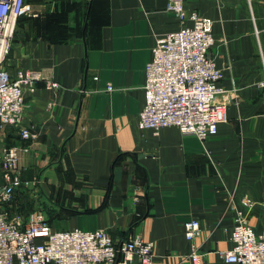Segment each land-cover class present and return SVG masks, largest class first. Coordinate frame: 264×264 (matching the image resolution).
I'll use <instances>...</instances> for the list:
<instances>
[{
	"label": "crops",
	"instance_id": "0c3cea01",
	"mask_svg": "<svg viewBox=\"0 0 264 264\" xmlns=\"http://www.w3.org/2000/svg\"><path fill=\"white\" fill-rule=\"evenodd\" d=\"M27 1L36 15L18 19L4 67L37 75L23 113L37 137L0 129L22 148V175L39 180L23 205L55 229H103L116 243L138 236L154 264H194L185 223L199 220L202 263L228 264L245 198L250 223L264 229V0H185L213 20L210 54L223 72L228 120L206 140L138 125L155 38L181 26L168 0Z\"/></svg>",
	"mask_w": 264,
	"mask_h": 264
},
{
	"label": "built area",
	"instance_id": "2783aa9c",
	"mask_svg": "<svg viewBox=\"0 0 264 264\" xmlns=\"http://www.w3.org/2000/svg\"><path fill=\"white\" fill-rule=\"evenodd\" d=\"M184 4L185 0H168L166 8L176 14L181 26L155 38L145 67V103L138 125L154 134L176 126L183 134L206 140L228 120L226 102L219 100L223 72L210 54L215 41L213 20L188 12ZM27 14L36 15L27 0H0V129L17 128L23 140L37 137L23 118L24 92L35 90L37 75L21 69L11 76L4 62L18 19ZM21 151L13 145L0 153V264H129L135 257L141 264H154L152 244L138 236L116 243L103 229H55L41 209L13 216L17 192L31 184L22 177ZM243 204L245 209L237 210L231 229L232 248L223 252L224 259L228 264H264V229L257 231L248 219L253 201L245 198ZM200 231L199 220L185 223L194 264H203L192 244Z\"/></svg>",
	"mask_w": 264,
	"mask_h": 264
},
{
	"label": "rangeland",
	"instance_id": "374dc122",
	"mask_svg": "<svg viewBox=\"0 0 264 264\" xmlns=\"http://www.w3.org/2000/svg\"><path fill=\"white\" fill-rule=\"evenodd\" d=\"M1 136L2 135H0V153L3 150L4 147L13 146L12 143H10L8 140L4 139ZM22 177H23L24 180L31 181V184L28 187L23 188V191H20L18 193V196L16 195L17 199L13 202V205L11 207V213L13 214V216L17 215L18 213L27 214L28 212L37 210V209L33 208L32 204L29 203V201H28V203L26 205H23V204H25L24 196H26L30 200H33L32 197H31V191H35V190H37L39 188L38 177L36 175L35 176L30 175V171L29 170L26 171V173H24L22 175Z\"/></svg>",
	"mask_w": 264,
	"mask_h": 264
},
{
	"label": "trees",
	"instance_id": "16d2710c",
	"mask_svg": "<svg viewBox=\"0 0 264 264\" xmlns=\"http://www.w3.org/2000/svg\"><path fill=\"white\" fill-rule=\"evenodd\" d=\"M23 188H24V187H23ZM23 188L20 189V190L17 192V196H18V193H19L20 191H23ZM17 196H16L15 200L17 199ZM15 200H14V201H15ZM50 221H51V217H50Z\"/></svg>",
	"mask_w": 264,
	"mask_h": 264
}]
</instances>
